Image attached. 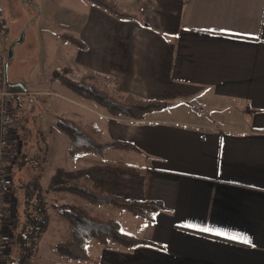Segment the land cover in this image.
Wrapping results in <instances>:
<instances>
[{
  "label": "crops",
  "instance_id": "0c3cea01",
  "mask_svg": "<svg viewBox=\"0 0 264 264\" xmlns=\"http://www.w3.org/2000/svg\"><path fill=\"white\" fill-rule=\"evenodd\" d=\"M111 1L127 13H139L142 21L118 19L89 1L83 14L73 13L77 21L71 20L77 23L71 32L87 48L70 49L73 44L63 43L58 33L70 58L60 57L49 75L57 81L65 68L73 76L82 73L75 79L98 72L111 78L117 96L131 93L172 106L143 120L117 119L103 111L113 120L101 122L93 118L99 109L92 101L61 97L49 112L83 126L96 123L107 140L127 141L141 151L109 149L104 156L70 159L74 175L59 183L86 175L105 191L158 201L164 209L152 219L132 214L122 222L111 207L94 212L77 196L69 203L116 219L124 232L152 243L125 248L92 241L93 261L84 263L264 264V0ZM6 26L0 6V61L5 58L9 69ZM8 78L13 94L30 93L11 83L9 70ZM113 150L123 156L111 157ZM44 161L43 184L50 172L55 179L65 175L59 163L49 167ZM16 191L13 187L12 197ZM12 209L10 227L20 206ZM50 226L51 221L33 264H41L46 236L50 241L68 231L58 217L52 231Z\"/></svg>",
  "mask_w": 264,
  "mask_h": 264
},
{
  "label": "trees",
  "instance_id": "16d2710c",
  "mask_svg": "<svg viewBox=\"0 0 264 264\" xmlns=\"http://www.w3.org/2000/svg\"><path fill=\"white\" fill-rule=\"evenodd\" d=\"M88 1L118 19L142 21L139 13H127L111 0ZM59 37L63 43L73 44L82 50L87 48L80 38L71 33L64 32L59 34ZM66 72H71V69L67 68ZM55 78L79 97L104 107L111 117L117 119L143 120L149 114L163 111L172 106V103L168 102L138 99L131 93L124 97L116 96L107 87L108 77L94 71L84 73L78 80L63 74H57ZM102 81H106L105 84L100 83ZM56 126L70 139L68 155L73 162L88 154L104 156L109 149L141 151L133 143L105 139L104 133L96 123L83 126L73 119L61 116L57 119ZM37 159L32 162L33 169L37 172L34 177L27 182L13 185L20 194V211L16 213V218L12 221L11 236L6 238V252L0 264H33L36 261L40 243L50 225L52 210L62 215L71 228L70 238L58 242L54 245V250L62 257L72 261H93L89 254V245L92 241L101 245L114 243L125 248L152 244L124 232L121 223L116 219L93 214L81 205L51 202L49 193L66 191L87 200L93 206L111 205L147 219H152L153 214L164 209L161 202L126 199L105 191L86 175L73 177L47 188L43 184L45 161L39 163ZM26 163V155H22L16 162L14 172L16 169H24Z\"/></svg>",
  "mask_w": 264,
  "mask_h": 264
},
{
  "label": "rangeland",
  "instance_id": "374dc122",
  "mask_svg": "<svg viewBox=\"0 0 264 264\" xmlns=\"http://www.w3.org/2000/svg\"><path fill=\"white\" fill-rule=\"evenodd\" d=\"M87 5H91L88 0H0V6L3 8L4 17L7 21L6 28L8 34L5 37L4 50L7 55V61L10 62L8 69L10 81L13 84L19 85L21 89L30 91V93H25L24 95L14 93L10 97V107L14 116L13 126L24 142L22 144L23 152L21 156L26 155L27 158L24 169H16L14 172V185H18L20 182H27L34 177L37 172L34 171V164L32 162H35L37 158V162L40 163L46 157V164L49 167L52 166L50 163L55 162L59 163L61 168L64 169L65 175L60 177V179H55L53 177L54 173L50 172L51 174L44 181L46 187H51L61 182V180H65L64 176H66L65 178H70L74 175L71 166H69L71 162L68 155L70 139L55 125L57 118L63 114L55 113L57 111L51 110L52 113L49 111L53 108L54 103L60 104L61 97L66 95L77 97L78 95L69 90L60 80L53 81V78L49 74L58 63L60 57L68 58L70 56V51L62 48L57 34L64 32L74 34L71 32L72 25L76 26L77 23L74 22L72 24L71 20L76 19L77 16L73 18L72 15L73 13L83 14V9ZM70 47V49H76L74 45H70ZM66 69H61L58 73L68 75L73 79L82 74L75 72L74 77L72 73L66 72ZM107 77L109 79V84L107 85L109 91L114 95L118 94L117 89H112L111 87V78ZM105 82L102 81L100 83L105 84ZM20 88L17 89L19 90ZM34 91L38 93H34ZM124 96L119 95V97ZM65 102L64 105H68V102ZM92 103L99 109V113L94 115V119L101 122L113 120L111 117V119L108 118L109 115L107 116L105 113L106 109L104 107L98 106L94 102ZM189 104L194 109H200L198 104ZM105 139L108 138L105 137ZM121 153L119 150H113L111 157L115 155L123 156ZM13 194L15 195L11 196L8 202L11 215H13L12 206L16 207V210L20 206V202L18 204L15 200V198L19 200L20 194L18 191ZM49 197L50 201L56 204H62V202L69 203L77 199L76 195L66 191L50 192ZM80 201L82 204H90L83 198ZM110 207L117 211L116 218L122 222L125 221V215H132L126 210L111 205H105L102 208L92 205L94 212H102L103 209ZM56 217L63 219V223L68 225V231L64 232L63 235H55L56 238L50 237V241L49 237L47 238L46 236L41 244V256L43 257L41 264H56L54 263L56 259L63 263H72L70 259L59 255L54 250L53 245L49 246V244L67 240L71 236L69 223L56 211L51 219L52 226H50L51 230H49L52 231L54 229ZM92 243L93 245L98 244L96 241ZM74 263L85 264L84 262Z\"/></svg>",
  "mask_w": 264,
  "mask_h": 264
},
{
  "label": "built area",
  "instance_id": "2783aa9c",
  "mask_svg": "<svg viewBox=\"0 0 264 264\" xmlns=\"http://www.w3.org/2000/svg\"><path fill=\"white\" fill-rule=\"evenodd\" d=\"M6 60L0 61V262L6 252V230L11 224L8 202L14 185V168L21 157L22 140L13 123L11 90Z\"/></svg>",
  "mask_w": 264,
  "mask_h": 264
},
{
  "label": "snow or ice",
  "instance_id": "6c2138e0",
  "mask_svg": "<svg viewBox=\"0 0 264 264\" xmlns=\"http://www.w3.org/2000/svg\"><path fill=\"white\" fill-rule=\"evenodd\" d=\"M206 230H207V229H206ZM234 238L244 239L245 242H248V241L246 240V238H244V237H234Z\"/></svg>",
  "mask_w": 264,
  "mask_h": 264
},
{
  "label": "water",
  "instance_id": "95a60500",
  "mask_svg": "<svg viewBox=\"0 0 264 264\" xmlns=\"http://www.w3.org/2000/svg\"><path fill=\"white\" fill-rule=\"evenodd\" d=\"M7 65V68H8V63L6 64ZM10 84V83H9Z\"/></svg>",
  "mask_w": 264,
  "mask_h": 264
}]
</instances>
